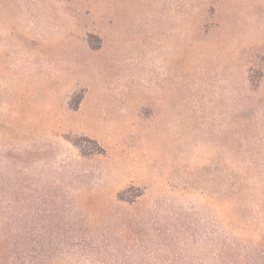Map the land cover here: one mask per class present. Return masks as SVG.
Instances as JSON below:
<instances>
[{
  "label": "rangeland",
  "instance_id": "374dc122",
  "mask_svg": "<svg viewBox=\"0 0 264 264\" xmlns=\"http://www.w3.org/2000/svg\"><path fill=\"white\" fill-rule=\"evenodd\" d=\"M0 264H264V0H0Z\"/></svg>",
  "mask_w": 264,
  "mask_h": 264
}]
</instances>
